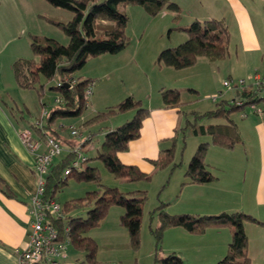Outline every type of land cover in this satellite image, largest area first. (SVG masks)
Returning <instances> with one entry per match:
<instances>
[{"label": "rangeland", "instance_id": "rangeland-1", "mask_svg": "<svg viewBox=\"0 0 264 264\" xmlns=\"http://www.w3.org/2000/svg\"><path fill=\"white\" fill-rule=\"evenodd\" d=\"M252 1L253 7H255L254 10L259 15H252L251 20L253 25L247 31L254 32L262 41L264 47V0ZM173 2L180 5V24L184 25L192 23L195 15H201L202 12H205L204 9H208L213 2L218 3L219 7H222V10L220 8L221 13H225L223 8H229L228 0H173ZM55 10H59L67 17L71 15L67 10L59 8H55ZM118 10L123 12L128 18L124 32L129 41L128 50L135 53L136 62L134 64L123 63L120 66L118 65L115 67L117 71L109 76L106 72L111 71L110 68L104 69V62H101L105 58H109L110 55L105 54L89 58L85 66L74 75L82 79L88 74L91 75L90 77L94 79L95 83L98 82L97 88L94 87L92 89L93 94L90 96V103H88V106L80 117L58 120L55 122V125H63L62 130L66 131L68 136H70L68 127L74 126L76 129H79L82 136L91 137V141L87 142L85 148L82 149V152H84L85 157L88 159L86 166L97 168L100 176V185L109 188L119 187L120 179L110 174L103 163L94 159L97 149L103 141L104 134H102V131L110 127V125H113L115 128L130 121L134 116V111L116 114L99 123L84 126V123L88 119L97 113L106 112L107 108L117 105L128 96L135 99V96L130 95V93L136 96L140 95L139 93L141 92L147 93V90L150 88L149 85H152L153 80H155V82L158 81V83L166 85V89L164 90H179L182 111L185 112L181 127L182 129H186L179 130L178 132L171 167L159 169L157 171L158 175L151 176L148 181L137 183L139 184V191L145 192L146 195V201L142 208L138 246L132 247L127 230L120 224V217L123 215L124 209L118 206H111L103 218L105 220L100 221L97 227L92 228L87 233V236L97 245L96 261L106 262L108 260H115L118 262L122 261L124 264H153L156 240L152 231L158 226L156 214H153V212L161 203L166 205V213L169 214V210L174 211V213L169 215L214 216L221 213L204 214L203 210H201L200 214L186 212V210L195 212L197 211L196 209H199L198 206H202L196 201L194 197L196 192H192L194 190L188 191L185 194L182 193V189L186 186H182L185 181L184 173L182 174V172H185L184 168L186 169L189 160L200 143L209 144L207 152H210V157L207 161L212 163L209 166V171L215 178L214 182L210 184H218L217 190H214L210 184L204 185V188H206L208 193L215 192L216 195L214 196H221L219 194H223L225 199L231 203L229 206H226L225 203L220 206L219 202L222 199L218 198V201L214 202V207H216L214 209L220 210L224 207H232L234 210L228 212L239 211L264 223V205L258 204L255 198V187L258 181H260V169L264 165V156L261 158V154L259 153L261 149H259L257 141L251 138V142L249 143L245 142L243 144L240 142L233 148L227 149L212 145L208 135L199 134L195 136L190 132L193 127L197 128L200 125L207 126L211 123H216L214 120L197 119L195 113L201 114L214 109L216 103L212 101V97L217 96L220 91H222L221 99H230L233 96V92L224 87L222 83L230 79L234 81L244 79L241 77L246 76L243 71L233 68L236 66L234 50L239 45L241 38L234 17L229 14L226 16L227 24L231 26L230 55L227 58L221 62H211L201 57L204 61H199L200 63L194 69H189L193 71H183L185 73L173 75L175 73L172 72H178V70L169 67L167 69V67L156 63L157 55L162 49L176 47L187 39L185 32L170 30L174 27V23L171 21V11L163 10L164 12L162 11V13L160 12L156 16H149L144 12L142 7L137 5L119 6ZM163 13H165V16ZM4 17V27L6 25L10 26L11 29L14 26L15 28L17 27V24H14L15 20L11 10L7 9V12H4ZM42 19L34 25L36 31L42 33L39 36L53 39L61 45H67L68 38L63 31L54 24L49 23L46 19ZM69 20L59 22L67 23ZM200 21L203 20L201 19ZM19 47L22 48V59L35 63L39 62V57L35 56L30 49V42L26 41L24 45L22 42L19 44ZM262 51L263 49H260L259 53L256 52L254 56L250 54L251 57L249 59L254 62L253 65L260 63ZM261 65H264V57ZM215 66H218L219 69L215 68ZM118 67H121L122 70L119 71ZM166 72H171V74ZM228 75H231L232 78ZM56 80L54 78L51 81H47L43 77H40L39 81L29 89L21 88L16 81L18 87L21 89H17V91L10 95L13 97V103H9L10 100L7 99L10 113L15 115L17 119H20L19 114L23 113L26 123L38 118L43 105L46 108L53 106V99L57 95L56 91L53 90ZM197 87L201 90H196L195 92L194 88ZM41 88L42 94L39 99L37 92ZM241 113H245L246 115L242 117ZM247 118L249 120H253L254 118L257 121L264 122V116L258 117L253 115L248 107L242 112H234L230 116V119L236 122ZM118 120L122 121L121 124L116 126L115 122ZM219 123H225V121L219 120ZM52 127H54V124ZM75 141L78 140L75 139ZM262 152H264V148ZM98 189V185L93 182H81L76 181L74 178H69L66 185L56 192L55 200L63 208L66 203L81 199L87 193L97 191ZM88 209H90V206L83 207L82 209L79 208L69 215L85 218ZM205 209L211 210L208 207ZM211 211L216 212V210ZM262 227L264 226L255 223H244V231L246 236L248 235L251 240V246H253L254 240L260 234H264V228ZM167 232L168 230L163 233L159 247L160 256L163 257L166 256L164 253L165 249L171 247L174 242V236L167 234ZM66 258L67 260L64 261L70 263L86 264L84 254L76 252L71 247L67 249Z\"/></svg>", "mask_w": 264, "mask_h": 264}, {"label": "trees", "instance_id": "trees-1", "mask_svg": "<svg viewBox=\"0 0 264 264\" xmlns=\"http://www.w3.org/2000/svg\"><path fill=\"white\" fill-rule=\"evenodd\" d=\"M43 1L54 8L67 10L71 13L72 17L67 23L55 19H46L63 31L68 38V44L61 45L50 38L31 36L30 49L35 56L39 57V62L19 59L13 63L12 69L21 88H32L40 77L47 81L56 78V82L65 76L75 80V84L71 88L56 87L54 85L53 90L56 91V96L61 99V104L52 106L49 109L42 128L35 127L33 123L29 127L41 140L44 139V136L51 135L67 148H72L74 141L58 138L59 136L56 133L54 134L52 125L58 120L80 117L86 109L84 93L87 84L93 83V80L77 78L74 74L85 66L87 60L105 54L117 55L129 45L124 32L128 18L118 10L119 6L137 5L142 7L149 16H156L163 10L177 13L179 8L172 0ZM176 29L185 32L187 39L176 47L161 50L156 58V63L160 66L182 70L195 65L198 57H204L208 61L214 62L221 61L227 56L229 33L223 20L212 19L202 23L194 21L187 27H177ZM230 81L234 80L230 79ZM229 91L233 92L231 99H221V92L214 101L216 103L214 109L201 114L195 113L197 119L207 121L224 120L225 123L200 125L190 130L195 136L199 134L208 135L212 145L227 149H231L241 142L237 125L230 119L231 114L242 112L246 107L249 108L251 103L258 100L255 96L249 95L246 90ZM37 94L40 99L42 88ZM160 96L163 105L166 107L182 105L178 90H161ZM219 99L221 101L218 102ZM106 110V112L97 113L88 119L84 126L99 123L116 114L131 111H134V116L130 121L104 133L103 141L97 149L94 159L103 163L107 171L117 179H124L130 183L148 181L151 175L142 173L135 166L123 165L117 159V153L125 151L128 143L139 137V130L143 119L147 115V110L142 107L139 100L131 96ZM243 115L246 114L241 113L242 117ZM184 129L181 128L180 130ZM176 141V138H173L171 147L163 151L156 161H153V165L157 169L171 167ZM208 148V143H200L197 146L184 172L185 181L182 186L203 185L214 182L215 178L211 175L209 166L206 163ZM74 158V155L66 152L53 161L44 176L45 185L42 198L57 202L55 194L66 185L69 178L81 182H93L98 185L99 189L87 193L81 199L66 203L61 208L64 220L57 221L50 218L51 223L58 229L61 240L67 236L70 241L69 247L84 254L86 264H96L97 245L87 236V233L99 225L111 206H118L124 209V213L120 217V224L127 230L132 247H137L142 208L146 201L145 192L123 193L117 188L100 185L98 169L86 166L87 158L78 171L63 176L64 169L69 166ZM86 206H90V209L87 210L85 218L69 215ZM165 207L166 205L161 203L153 212V214H156L158 221V226L152 231L156 240L153 264H184L182 259L175 253H169L164 257L160 256L159 247L163 233L171 228H181L193 235L203 234L209 229L230 228L232 236L228 244L227 254L216 264H250L247 255L248 240L244 231V223L250 222L262 226H264V223L239 211L221 212L214 216L169 215L166 213ZM66 229L68 230L66 231Z\"/></svg>", "mask_w": 264, "mask_h": 264}, {"label": "crops", "instance_id": "crops-1", "mask_svg": "<svg viewBox=\"0 0 264 264\" xmlns=\"http://www.w3.org/2000/svg\"><path fill=\"white\" fill-rule=\"evenodd\" d=\"M228 1L229 8H223L225 13H221L222 7H219L218 3L213 2L208 9H204L205 12H202L201 15H195V19L192 22H204L212 19L223 20L225 22L229 33L227 56L225 57L227 58L230 55L229 45L231 26L230 24H227L226 16L229 14L234 17L241 38L239 45L235 47L234 50L236 66L233 68H237L244 72V75L246 76L241 78H247L255 73L264 74V65H261L264 57L262 41L254 32L247 31V29L251 28L253 25L251 20L252 15H259L257 11L254 10L255 7H253V1ZM177 6L179 11L177 13L171 12V21L174 23V27L170 30L175 31H179L176 29L177 27H187L191 24H180L181 10L180 5L178 4ZM7 9L12 11V16L15 20L14 24H17L16 28L14 26L11 29V27L7 25L4 27V12H7ZM164 14L165 13H163V15ZM42 18L65 22V20L71 19V15L68 17L63 15L59 10H55V8H52V6L43 0H0V264H17V251L25 245L31 231L29 205L32 196L36 192L38 175L34 170L33 155L21 143L19 133L22 130L29 128L35 119L26 123L23 113L19 114L20 119H17L15 115L10 113L7 99L10 100L9 103H13V97L10 95L17 91V89H21L16 83L12 69L13 63L22 59V48L19 47V44L23 42L24 45L26 41L29 43L31 36H39L42 34L41 32L36 31L34 27V25L39 23ZM201 19L203 21H200ZM260 49H263L262 56L259 55L260 63L253 65L254 62L249 59V57H251L250 54L254 56L256 52L259 53ZM200 59L201 57H198L195 65L190 68L178 70V72H172L175 73L173 75L185 73L183 71H193L189 69H194L200 63L199 61H204ZM136 60L135 53L128 50L127 47L121 53L110 55L109 58H105L101 63L104 62V69L110 68L111 71L106 72L110 76L117 71L115 70V67L118 65L120 66L123 63L134 64ZM215 68L219 69L218 66H215ZM118 70L121 71L122 68L118 67ZM166 73L171 74V72ZM90 76L91 75L87 74L82 79L93 80V89L94 87L97 88L98 82L95 83L94 79ZM228 76L232 78L231 75ZM153 84L149 85L150 88L147 90V93L141 92L139 93L140 95L137 96L130 93V95L135 96V99L141 102L142 107L147 110V115L142 121L139 130V137L130 141L125 151L117 153V159L121 164L135 166L142 173L151 176L158 175L157 171L159 169L153 165V161H156L163 151L168 150L171 147V141L173 138L177 139L185 115V112L182 111L181 105L176 107H166L163 105L160 92L161 90L166 89L164 83H158V81L155 82V80H153ZM194 89L195 92L196 90H201L199 87ZM142 94L144 95L142 96ZM232 97L233 96H231L230 99ZM121 121L122 120L116 121V126L121 124ZM215 122L219 123V121ZM233 122L237 125L241 143H249L251 142V138H254L258 143L259 149H261V152L259 153L262 158L264 156V152H262L264 148V122L257 121V119L254 118L253 120L247 118L237 122L233 120ZM55 124L54 127H52L54 134L56 133V135L59 136L58 138L62 140L72 141L66 131L62 130L63 125L56 126ZM112 129H114L113 125H110V127H107V129L102 131V134L111 131ZM209 157L210 152H207L206 163L208 166L212 165V163L207 161V159L209 160ZM184 170L186 169L184 168ZM183 173L184 171L182 174ZM259 180L260 181H258L257 186L255 187V198L258 201V204L264 205V165L263 168L260 169ZM137 183L138 182L130 183L124 179H120L119 187L117 188L123 193L139 191V184ZM204 185L206 184L186 185L182 189L183 194L194 190L192 192H196V195L194 196L196 201L198 204L202 205L198 206L199 209H196L197 211L195 212L189 210H186V212H189L190 214H200L201 210H203L205 212L204 214H217L234 210L232 207H228L229 209L227 207L220 210L214 209L216 208L214 207V202L218 201V198L222 199L219 202L220 206L224 203L226 206H229L231 203L225 199L223 194L218 193L221 196H214L216 195L215 192L208 193L206 188H204ZM210 186L214 190L218 189L217 183L213 185L210 184ZM206 207L211 210H216V212L206 210ZM171 213H174V211L169 210V214ZM167 234L174 236V242L171 247L165 249L164 253L166 255L169 253H175L182 259L184 264H216L227 254L232 230L230 228L209 229L201 235H193L181 228H171L168 229ZM262 236H264V234H260L257 239L254 240L253 246H251V240L247 235V255L250 264H264V238H262ZM64 260H67V258ZM64 260L63 264H76ZM96 264L124 263L122 261L108 260L106 262L99 261L96 262Z\"/></svg>", "mask_w": 264, "mask_h": 264}, {"label": "built area", "instance_id": "built-area-1", "mask_svg": "<svg viewBox=\"0 0 264 264\" xmlns=\"http://www.w3.org/2000/svg\"><path fill=\"white\" fill-rule=\"evenodd\" d=\"M74 84L75 80L73 78L65 76L56 82V87L67 85L68 88H71ZM222 85L228 90H246L249 95L255 96L258 100L249 105V110L255 116H264V75L255 73L247 79L224 81ZM92 89L93 83L87 84L84 93L85 107L88 106ZM220 93L212 97L213 102ZM59 104H61V99L56 96L53 99V106ZM49 109L45 106L42 107L39 117L33 122L35 127L42 128ZM68 130L71 139L74 141L72 148H67L51 135H46L41 140L31 128H26L19 133L21 143L33 155L34 170L38 175V179L36 192L32 196L29 205L31 231L25 245L17 251V264H63V260L66 258V252L70 245L69 238L66 236V238L61 240L58 229L50 221V218H54L57 221L64 220L61 206L54 200L43 199L42 196L45 185L44 176L53 161L62 153L68 152V154L70 153L75 157L69 166L64 169L63 176H68L73 171H78L80 166L86 161L82 149L84 144L91 140V137L82 136L79 129L74 126H69ZM75 139L78 141H75Z\"/></svg>", "mask_w": 264, "mask_h": 264}, {"label": "water", "instance_id": "water-1", "mask_svg": "<svg viewBox=\"0 0 264 264\" xmlns=\"http://www.w3.org/2000/svg\"><path fill=\"white\" fill-rule=\"evenodd\" d=\"M65 87H67V85Z\"/></svg>", "mask_w": 264, "mask_h": 264}]
</instances>
